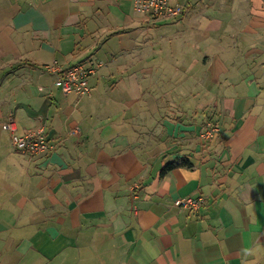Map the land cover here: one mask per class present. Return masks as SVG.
<instances>
[{
	"label": "crops",
	"instance_id": "1",
	"mask_svg": "<svg viewBox=\"0 0 264 264\" xmlns=\"http://www.w3.org/2000/svg\"><path fill=\"white\" fill-rule=\"evenodd\" d=\"M170 2L0 0V264H264V0Z\"/></svg>",
	"mask_w": 264,
	"mask_h": 264
},
{
	"label": "built area",
	"instance_id": "2",
	"mask_svg": "<svg viewBox=\"0 0 264 264\" xmlns=\"http://www.w3.org/2000/svg\"><path fill=\"white\" fill-rule=\"evenodd\" d=\"M136 11L151 17L167 18L181 15L182 7L179 4H171L170 0H133ZM102 66L99 61L88 60L72 65L62 66L57 61L45 65L49 71L60 75V82L64 93L74 92L79 96L89 94L91 86L89 78L95 74L97 68ZM3 128L11 132L12 142L16 149L26 151L29 154L47 152L50 144L43 129L30 130L23 134L15 133L16 125L14 119L3 123ZM219 128L213 123H206L201 130V137L207 139L212 137ZM205 202L203 195L185 196L174 199L173 205L189 211H197Z\"/></svg>",
	"mask_w": 264,
	"mask_h": 264
},
{
	"label": "trees",
	"instance_id": "3",
	"mask_svg": "<svg viewBox=\"0 0 264 264\" xmlns=\"http://www.w3.org/2000/svg\"><path fill=\"white\" fill-rule=\"evenodd\" d=\"M172 166H174L173 163H169L165 166L164 170L166 171L167 169L171 168Z\"/></svg>",
	"mask_w": 264,
	"mask_h": 264
}]
</instances>
